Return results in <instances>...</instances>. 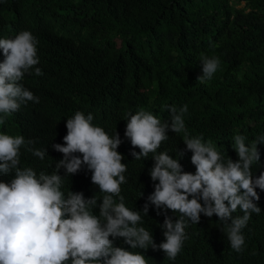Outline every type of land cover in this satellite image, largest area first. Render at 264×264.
<instances>
[{
  "label": "trees",
  "instance_id": "1",
  "mask_svg": "<svg viewBox=\"0 0 264 264\" xmlns=\"http://www.w3.org/2000/svg\"><path fill=\"white\" fill-rule=\"evenodd\" d=\"M24 30H32L38 40L36 67L43 75L36 76L33 70L20 83L39 103L22 105L0 124V134L21 135L47 150L41 161L21 148V167H32L38 176L41 171L53 173L63 159L53 145L64 143L67 119L77 111L91 113L93 126L102 127L111 138L118 132L122 143L117 151L127 168L121 195L126 207L140 212L139 226L153 235L157 245L165 239L161 228L165 215L175 221L179 213L160 209L158 214L151 204L148 214L143 212L159 181L153 182L149 174L155 164L152 153L140 160L131 155L140 149L125 137L128 114L143 108L165 119L169 106L187 105L190 138L211 141L224 160L238 157L232 147L235 135L245 136L249 145L264 135V0H0V39ZM202 53L221 61L205 83L197 80L202 75ZM183 135L169 133L157 154L167 151L189 172L194 169L192 153L184 151ZM258 150L254 180L264 172V142ZM59 174L65 176V170ZM91 175L82 166L63 177L61 191L76 192ZM14 176L0 172V182H10ZM88 187L92 196L102 199L98 186ZM256 191L260 200L254 202L261 212L253 213L242 230V253L231 249L219 218L203 213L199 223L189 222L188 238L175 260L151 247L139 252L147 264H264V190ZM143 195L147 201L142 206ZM92 211L99 215V207ZM237 215L243 213L238 209L233 213Z\"/></svg>",
  "mask_w": 264,
  "mask_h": 264
},
{
  "label": "clouds",
  "instance_id": "2",
  "mask_svg": "<svg viewBox=\"0 0 264 264\" xmlns=\"http://www.w3.org/2000/svg\"><path fill=\"white\" fill-rule=\"evenodd\" d=\"M37 43L32 30L0 39L4 56L0 62V124L29 101L39 103V98L20 83L33 70L36 76L43 75L36 67L40 62ZM200 64L202 75L197 80L205 83L214 77L221 61L202 53ZM168 110L170 116L165 119L143 108L134 115L129 113L125 130L132 147L140 149L131 152L135 160L148 158L149 153L155 160L149 174L159 183H154L148 201L142 196L140 205L147 201L143 212L148 214L151 204L158 214L160 209L179 213L175 221L165 215L161 225L165 239L159 245L139 226L140 212L126 207L121 195L127 168L117 151L122 143L119 133L111 138L102 127L93 126L91 113L85 116L77 111L67 119L64 143L53 145L63 159L51 174L41 171L37 176L32 167L20 165L22 147L44 160L47 150L36 148V141L0 134V172L15 173L10 182H0V264H147L138 249L149 247L175 260L188 238L189 222L199 223L202 213L209 218L217 216L231 249L242 253V230L253 213L261 212L254 201L260 200L256 189L264 190V172L254 180L252 166L260 161L258 145L264 142V135L250 145L245 136L235 135L232 147L238 157L224 160L211 141L206 144L202 136L190 138L185 123L187 105L179 109L169 106ZM169 133L184 134V151L192 153L193 170L185 172L167 151L157 154ZM84 165L92 173L91 180H82L76 192L61 191L63 177L76 174ZM61 168L65 176L59 174ZM92 183L98 186L102 199L89 193L88 184ZM96 207L99 215L93 214ZM238 209L243 215L233 216Z\"/></svg>",
  "mask_w": 264,
  "mask_h": 264
},
{
  "label": "rangeland",
  "instance_id": "3",
  "mask_svg": "<svg viewBox=\"0 0 264 264\" xmlns=\"http://www.w3.org/2000/svg\"><path fill=\"white\" fill-rule=\"evenodd\" d=\"M243 5V3H240L238 6H242Z\"/></svg>",
  "mask_w": 264,
  "mask_h": 264
}]
</instances>
